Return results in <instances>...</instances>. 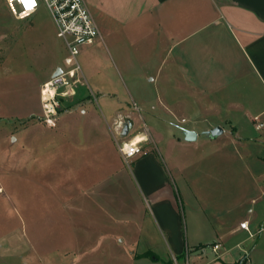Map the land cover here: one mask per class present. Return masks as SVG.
Listing matches in <instances>:
<instances>
[{
    "label": "crops",
    "instance_id": "crops-1",
    "mask_svg": "<svg viewBox=\"0 0 264 264\" xmlns=\"http://www.w3.org/2000/svg\"><path fill=\"white\" fill-rule=\"evenodd\" d=\"M85 3L99 30L82 51L85 85L49 124L41 88L61 70L50 64L0 151V167L13 150L9 159L44 184L28 209L27 240L9 244L6 259L264 264V0ZM134 136L143 154L126 162L119 145Z\"/></svg>",
    "mask_w": 264,
    "mask_h": 264
},
{
    "label": "rangeland",
    "instance_id": "rangeland-1",
    "mask_svg": "<svg viewBox=\"0 0 264 264\" xmlns=\"http://www.w3.org/2000/svg\"><path fill=\"white\" fill-rule=\"evenodd\" d=\"M32 22L34 29L29 30ZM51 23L52 19L43 6L34 17L19 20L9 11L4 0H0V64L4 62L8 65L14 64V68H17L14 69L11 65L8 68L9 71L4 73L0 71V76L3 75L0 77V151H6L3 148L6 143L5 139L18 121L16 114L17 110H20L22 102L25 101V105L31 103L35 79L43 81L50 78V64L55 68L54 71L59 68L65 69L63 60L67 51L63 42L56 37ZM84 47L80 50L78 62L85 75L84 65L89 60L87 54H82ZM34 64H39L42 70H36ZM105 74L112 78V73ZM64 105L65 102L58 103L59 107L56 109L55 115ZM94 105L99 113L102 111L101 114H103L104 105L98 100L94 101ZM123 106L136 112L137 107L133 104ZM145 122L147 124L149 122L156 123V121L150 120ZM165 122H169L172 129H177L176 123L171 117ZM134 123L138 130L143 129L142 121L137 117ZM11 142L12 138L8 143ZM13 154V150H7L5 161H3L4 165L0 167V256L4 257L0 264H10L6 259L10 258L8 253L11 252V247H8L9 244L18 241L23 245L27 240L28 209L39 203V200L34 199V196L38 197L44 191V184L36 185L30 178V167L27 163L21 161V166H16L9 159V156L12 157Z\"/></svg>",
    "mask_w": 264,
    "mask_h": 264
},
{
    "label": "built area",
    "instance_id": "built-area-1",
    "mask_svg": "<svg viewBox=\"0 0 264 264\" xmlns=\"http://www.w3.org/2000/svg\"><path fill=\"white\" fill-rule=\"evenodd\" d=\"M4 2L13 16L19 20L34 17L43 6L54 23L56 37L66 48L67 55L63 60L65 69L57 71L41 88L44 116L50 124L59 107L58 103L71 100L76 95V89L85 85L78 56L82 47L95 44L99 38L98 27L85 0H35V6L32 9L25 8L21 0H4ZM121 129L122 126L118 135L124 137ZM143 143V138L134 136L131 140L123 141L119 145V152L128 162L143 154ZM240 227L248 231L247 223H241ZM250 236L253 237V234ZM212 250L215 252L217 246H214Z\"/></svg>",
    "mask_w": 264,
    "mask_h": 264
},
{
    "label": "water",
    "instance_id": "water-1",
    "mask_svg": "<svg viewBox=\"0 0 264 264\" xmlns=\"http://www.w3.org/2000/svg\"><path fill=\"white\" fill-rule=\"evenodd\" d=\"M129 128H130V126L128 124H126L123 127V131H122L123 136L127 135ZM221 133H222V130L219 127H216L210 131V134L213 138L219 136ZM184 139L188 142L195 141L196 140V134L192 131H184Z\"/></svg>",
    "mask_w": 264,
    "mask_h": 264
},
{
    "label": "snow or ice",
    "instance_id": "snow-or-ice-1",
    "mask_svg": "<svg viewBox=\"0 0 264 264\" xmlns=\"http://www.w3.org/2000/svg\"><path fill=\"white\" fill-rule=\"evenodd\" d=\"M21 3L27 9H32L35 6V0H21Z\"/></svg>",
    "mask_w": 264,
    "mask_h": 264
}]
</instances>
